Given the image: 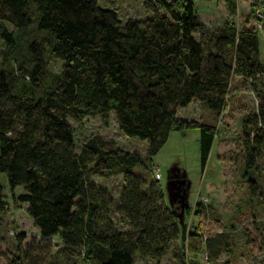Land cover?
Listing matches in <instances>:
<instances>
[{
    "label": "trees",
    "instance_id": "16d2710c",
    "mask_svg": "<svg viewBox=\"0 0 264 264\" xmlns=\"http://www.w3.org/2000/svg\"><path fill=\"white\" fill-rule=\"evenodd\" d=\"M142 1L152 15L121 22L115 10L97 0H0V37L8 46L14 39L4 23L25 30L35 15L37 29L48 34L28 44L30 66L20 75L23 84L0 67V173L10 191L22 188L13 199L25 205L42 238L59 240V253L67 259L133 264L138 254L159 261L178 238L183 244L191 240L192 253L199 251L193 240L205 241L183 221L188 206L181 221L162 189L135 173L142 165L137 152L99 136L76 152L69 120L99 115L107 121L113 113L121 132L148 142L149 158L170 131L199 129L203 170L216 127L178 119L176 111L197 100L219 116L238 77L257 102L241 119L245 174L264 149V62L256 29L237 31L226 24L207 32L192 0ZM234 2L229 1L231 11ZM260 22L264 33V19ZM50 59L61 62L60 72L39 92ZM117 174L123 184L116 211L125 230L114 226L108 216L112 199L92 181L93 175ZM7 210L0 184V215ZM22 240L18 234L16 253L0 251V264H45L43 255L22 247ZM177 257L185 264L182 254Z\"/></svg>",
    "mask_w": 264,
    "mask_h": 264
},
{
    "label": "rangeland",
    "instance_id": "374dc122",
    "mask_svg": "<svg viewBox=\"0 0 264 264\" xmlns=\"http://www.w3.org/2000/svg\"><path fill=\"white\" fill-rule=\"evenodd\" d=\"M196 12L207 32H215L227 25L258 30L264 19V0H192ZM104 8L116 11L121 22L127 18L145 19L152 14L145 9L142 0H97ZM25 30L4 23L11 33L14 44L8 46L0 37V67L10 71L17 78V85L23 84L20 75L30 66L31 55L27 49L31 41H41L48 34L37 29L36 16ZM1 28V27H0ZM261 35V34H260ZM199 39V34H194ZM260 58L264 62V36L259 39ZM61 62L50 59L48 74L42 86L43 92L58 77ZM264 80V77H262ZM27 83V81H25ZM257 108L255 94L249 84L236 77L232 80L226 108L218 115L200 101L194 100L186 107L178 108L176 118L185 121L208 122L216 127V136L209 158L202 170L199 151V129L170 131L158 152L149 158L146 155L148 142L137 137L126 136L116 124L114 114L107 121L99 115L85 116L79 122L69 120L74 129V149L76 152L92 137L113 139L116 145L129 152H137L142 165L134 168L147 184L154 182L157 189L164 192V201L169 205L172 178L181 176L188 182L187 206L189 212L183 217L187 229L203 236L204 243L192 241L199 251L192 253L190 241L184 244L178 238L170 250L159 260L136 255L133 264H179L182 254L185 264H264V149L257 155L255 165L245 174V153L241 143L242 116ZM156 173L160 174L158 178ZM251 180V181H250ZM92 181L112 199L108 216L119 230L127 229L122 217L117 213V200L123 184L122 174L93 175ZM0 184L8 203V210L0 215V251L16 253L17 235L22 234V247L30 255L40 253L45 264H95L84 256L67 259L59 251L61 245L56 237L42 238L27 215L25 205L16 202L13 195L21 192L17 187L8 188L5 173H0ZM253 187V189H250ZM178 213L183 210L173 204ZM197 209V210H196ZM198 211V213H197ZM107 219H101L105 223ZM189 242V243H188ZM39 254V255H40ZM176 255V256H175ZM3 259L0 258V262Z\"/></svg>",
    "mask_w": 264,
    "mask_h": 264
},
{
    "label": "flooded vegetation",
    "instance_id": "af4514ba",
    "mask_svg": "<svg viewBox=\"0 0 264 264\" xmlns=\"http://www.w3.org/2000/svg\"><path fill=\"white\" fill-rule=\"evenodd\" d=\"M186 181L181 176L172 178L169 183L170 194L172 196V205L180 206V199L185 192Z\"/></svg>",
    "mask_w": 264,
    "mask_h": 264
},
{
    "label": "water",
    "instance_id": "95a60500",
    "mask_svg": "<svg viewBox=\"0 0 264 264\" xmlns=\"http://www.w3.org/2000/svg\"><path fill=\"white\" fill-rule=\"evenodd\" d=\"M188 186H189V184H188V182H186V186H185V192H184V195L181 197V199H180V205H181V208H182V210H183V208L185 207V206H187V190H188ZM168 197H169V202H170V204H172V196H171V194L168 192ZM181 217H180V220L182 221V214L180 215Z\"/></svg>",
    "mask_w": 264,
    "mask_h": 264
},
{
    "label": "built area",
    "instance_id": "2783aa9c",
    "mask_svg": "<svg viewBox=\"0 0 264 264\" xmlns=\"http://www.w3.org/2000/svg\"><path fill=\"white\" fill-rule=\"evenodd\" d=\"M156 176L159 178L160 177V174L159 173H156Z\"/></svg>",
    "mask_w": 264,
    "mask_h": 264
},
{
    "label": "crops",
    "instance_id": "0c3cea01",
    "mask_svg": "<svg viewBox=\"0 0 264 264\" xmlns=\"http://www.w3.org/2000/svg\"><path fill=\"white\" fill-rule=\"evenodd\" d=\"M260 34H261L262 36H264V33H260ZM260 34H259V39H260V36H261Z\"/></svg>",
    "mask_w": 264,
    "mask_h": 264
}]
</instances>
